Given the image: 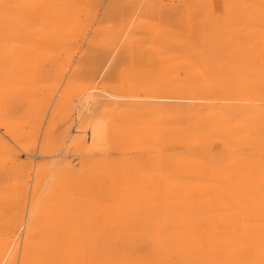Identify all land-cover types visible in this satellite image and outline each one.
I'll use <instances>...</instances> for the list:
<instances>
[{"label":"bare ground","instance_id":"1","mask_svg":"<svg viewBox=\"0 0 264 264\" xmlns=\"http://www.w3.org/2000/svg\"><path fill=\"white\" fill-rule=\"evenodd\" d=\"M105 4L0 0V264H264V0Z\"/></svg>","mask_w":264,"mask_h":264},{"label":"rangeland","instance_id":"2","mask_svg":"<svg viewBox=\"0 0 264 264\" xmlns=\"http://www.w3.org/2000/svg\"><path fill=\"white\" fill-rule=\"evenodd\" d=\"M106 4L105 5H108L110 2H113V0H105ZM115 2L117 3V5H120V6H123V5H126L127 4V0H115ZM84 47H86V44H83ZM53 154V152H52ZM35 157L33 159L39 161V162H47V161H50L52 160V158H49V155L44 157L40 154L39 151H36L34 153Z\"/></svg>","mask_w":264,"mask_h":264}]
</instances>
